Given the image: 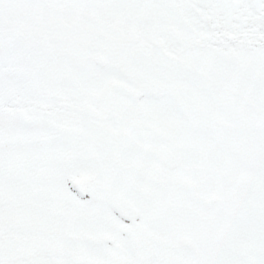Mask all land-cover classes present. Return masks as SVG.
<instances>
[{
	"label": "snow or ice",
	"instance_id": "obj_1",
	"mask_svg": "<svg viewBox=\"0 0 264 264\" xmlns=\"http://www.w3.org/2000/svg\"><path fill=\"white\" fill-rule=\"evenodd\" d=\"M0 264H264V0H0Z\"/></svg>",
	"mask_w": 264,
	"mask_h": 264
}]
</instances>
